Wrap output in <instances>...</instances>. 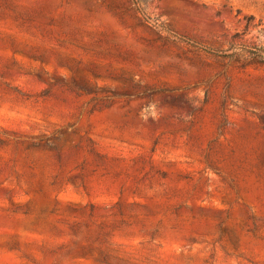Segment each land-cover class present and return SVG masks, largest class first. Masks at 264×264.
Segmentation results:
<instances>
[{"label": "rangeland", "instance_id": "1", "mask_svg": "<svg viewBox=\"0 0 264 264\" xmlns=\"http://www.w3.org/2000/svg\"><path fill=\"white\" fill-rule=\"evenodd\" d=\"M260 46L264 0H0V264H264Z\"/></svg>", "mask_w": 264, "mask_h": 264}, {"label": "trees", "instance_id": "2", "mask_svg": "<svg viewBox=\"0 0 264 264\" xmlns=\"http://www.w3.org/2000/svg\"><path fill=\"white\" fill-rule=\"evenodd\" d=\"M246 52L250 58L261 62L264 61V46L249 48Z\"/></svg>", "mask_w": 264, "mask_h": 264}]
</instances>
